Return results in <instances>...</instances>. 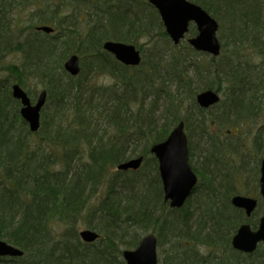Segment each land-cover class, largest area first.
Returning a JSON list of instances; mask_svg holds the SVG:
<instances>
[{
  "label": "trees",
  "instance_id": "1",
  "mask_svg": "<svg viewBox=\"0 0 264 264\" xmlns=\"http://www.w3.org/2000/svg\"><path fill=\"white\" fill-rule=\"evenodd\" d=\"M188 1L218 22L231 46L219 65L213 62L220 57L211 58L213 64L206 66L189 64L199 81L193 90L186 80L185 64L196 52L185 44L183 54L177 50L183 42L174 47L168 41L153 7L147 23L139 15L129 19L120 11L110 14L102 29L90 28L81 36L68 29L57 0H0V240L24 253V257L10 260L12 264H125L122 250L136 248L141 240L137 232L149 230L155 232L159 247L164 241L170 244L158 264H239V259L253 264L246 262L252 255L237 253L230 246L238 227L248 223L230 203L238 191L248 196L240 175L247 167L243 160L237 169L226 163L239 153L260 154L259 163L264 159V139L261 142L259 134L251 149L241 144L242 129L257 115L254 100L260 87L255 88V71L239 62L238 51V46L251 42L264 67L262 4L261 0ZM14 10L28 14L27 25L10 17ZM118 14L124 17L117 19ZM45 24L59 34L35 31L36 26ZM154 28L167 41L168 58L154 46L149 61L143 59L140 67L132 69L102 50L105 41L132 44L142 36L151 41ZM195 34L191 28L189 36ZM224 48L221 45L222 52ZM72 54L84 59L75 78L63 69ZM93 74L108 75L115 82L103 88L89 86ZM34 81H39L41 91L47 94L36 134L28 130L19 102L11 95L13 85L27 89ZM172 81L184 84L181 89L187 98L180 100L179 91L175 95L166 91ZM223 85L228 93L224 110L208 120L205 110L196 105V95L205 90L218 92ZM162 94L168 104L162 118L155 119L156 98ZM148 95L156 96L152 103L147 102ZM187 102L190 104L185 105ZM181 121L189 134L196 130L206 134L208 123L237 129L228 145L210 138L215 144L205 162L216 170L207 184L203 174L194 171L200 177L191 201L200 210L194 221L196 208L186 207L190 200L180 210H170L163 202L157 162L149 152ZM249 135L250 131H245L247 139ZM141 143L144 146L137 151ZM137 157L144 159L139 171H116L119 164ZM258 162L252 167L255 177ZM148 168L153 172L150 180L145 174ZM219 173L224 186L215 182ZM117 184L127 186L129 201L123 203L115 196ZM101 188L103 193L94 200ZM166 213L175 216L169 219ZM79 226L97 232L99 241L82 243ZM200 248L206 250L204 256Z\"/></svg>",
  "mask_w": 264,
  "mask_h": 264
},
{
  "label": "rangeland",
  "instance_id": "2",
  "mask_svg": "<svg viewBox=\"0 0 264 264\" xmlns=\"http://www.w3.org/2000/svg\"><path fill=\"white\" fill-rule=\"evenodd\" d=\"M262 9L264 13V0H261ZM57 5L59 7V12L61 13L62 17H65V23L68 29L75 30L79 35L84 36L90 28L95 29H102L103 26L107 25V19L109 18L110 14L113 13H124L128 16L129 19L135 18V15H139L143 21V23H147L148 19L152 17L151 15V6L148 4V0H57ZM142 13V15L140 14ZM27 15H23V11H16L14 10L10 17H14L15 19H19L22 23L27 25ZM124 15L118 14L116 15V18H123ZM35 20V19H34ZM147 20V22L145 21ZM37 22V20H35ZM47 26H50L48 24H45ZM41 26V25H38ZM51 27V26H50ZM64 27V26H63ZM193 28V26H191ZM190 28V29H191ZM98 29V30H100ZM196 33V31H195ZM59 33H55V36H57ZM152 38L149 41L148 37L142 36L135 43H132L133 45L142 55L143 59H145L146 63L149 61V58L151 56L152 48L155 46V48L160 49L163 53H166V57L168 58V55L170 54L169 47L167 45V41L160 36V32L157 28H154V31L151 33ZM217 37L220 41L221 45H224V51L222 52V55L220 56L219 60H217L216 64H221L222 61H224L229 52L231 51V46L228 47V39L227 34L225 30H221V27L219 25ZM187 38H190L188 35ZM168 41L171 43V41L168 39ZM172 44V43H171ZM187 44L186 41H183L182 45L178 47L177 50L183 51L185 54V50H183V46ZM171 48V47H170ZM239 56L242 66L244 68L250 69L251 71H255V74H257V78H255V83H257L256 87H260L256 99L254 100L256 106H257V115L255 119H253L252 124L249 125L247 128L242 129V133H240V136L242 138L241 144H244V147L252 148V141L255 138L257 134L259 137V140L263 142L264 139V67H262V60L257 54L253 52V46L251 42L243 43V45L240 47L238 46ZM74 55V54H72ZM77 55V54H75ZM71 56V55H70ZM79 56V55H78ZM80 58V64L82 60H84L82 57ZM11 59H8L10 61ZM212 59L210 56L200 53L192 54L188 57L186 66V80L191 84V89H196L197 85L199 83L198 78H196L193 68L189 64H202V65H210L213 64ZM81 66V65H80ZM175 80V79H174ZM90 84H94L97 88H103V87H109L113 85L115 80L111 78L108 75H97L93 74L89 77ZM262 82V83H261ZM260 83V84H259ZM263 84V86H262ZM184 84H178L176 81L169 82L166 85V91L171 94L175 95L179 91L181 93L180 100H183V98H187L185 96V90L181 89ZM43 89V85L39 81H34L32 84H29L27 89H24L26 93H29L31 95V99L33 102L36 101V98L39 94V92ZM227 88L225 85H223L220 90H218V95L220 96V103L205 111V117L206 119H214L218 117L224 110V105L227 98ZM156 98V96L148 95L147 102L152 103ZM157 102L154 106V116L155 119H160L164 115V107H166V104H168V99L165 97V95H161L158 99L156 98ZM189 105L188 102L185 103V105ZM185 112H181V116H183ZM198 117V116H197ZM194 120V118H193ZM198 120V118H197ZM196 122V120H195ZM204 130H206V134H202L200 130H196L195 133H188L187 130H185L187 140H188V155H189V164L191 168L195 171H198L203 174L204 182L207 184L208 179L213 174V171L216 169H213L212 164L208 162H205V157L210 155V151L212 153L213 148L212 145L215 144V142H212L210 138L220 140L224 144L228 145L233 142V139L231 140L230 137L233 135L234 132H236V128H233L231 126H225L223 128L219 127L218 124H209L204 127ZM245 131H250V135L248 136V139L244 136ZM201 133V134H200ZM246 139V140H245ZM217 142V141H216ZM143 144L141 143L140 146L137 147V151H140L143 148ZM260 154H256V157L249 156V153H242L238 156L233 155L231 157V160H228L226 164L232 165V169H237L243 160L245 163L246 171H243L240 175L242 176L241 182L245 186V189H242L243 191H247V195H244L243 192H236L235 195H241V196H247L253 199L259 200V206L257 207L254 214L248 219V223L252 230H255L257 228L258 220L263 214V208L261 203V198L259 195V187H258V178H259V167L257 168V175L253 176L252 167L256 166V162L259 161ZM211 160V159H210ZM259 163V162H258ZM150 168H148L145 171L147 180H150L152 177L153 172L149 171ZM217 172V171H216ZM129 177H133L132 175H128ZM198 176V175H197ZM199 177V176H198ZM216 184H221V186H224L223 183V177L222 174H216L215 176ZM200 180V177H199ZM202 180V179H201ZM240 180V179H239ZM104 190V187H103ZM150 190V189H149ZM240 190V188H239ZM102 188L99 190L96 196L93 197L95 200L99 195H101ZM103 193V191H102ZM114 194L117 196L123 203L127 202L131 198V194L128 191L127 186L117 184L114 186ZM103 195V194H102ZM194 195L191 197L189 203L186 205V207H190L192 210L193 208H196L193 211L194 220L197 219L200 215V210H198V207L196 206V203H192L194 199ZM220 202V201H219ZM122 203V204H123ZM191 204V205H189ZM168 207V206H167ZM166 216L169 219H173L172 217L175 216L174 214L169 215V213H166ZM88 228L84 226H79L78 233L82 230H86ZM140 234V239H142L147 234H153L155 236V232L152 230H149L142 234L141 231L137 232ZM165 238V237H164ZM168 238V237H167ZM135 249V248H134ZM170 249V244L167 242H163L162 246H157V255L158 260L164 258V255L168 250ZM261 250H264L262 246L259 247L255 254H253L252 259L246 260L248 263H258L260 261H264V252H260ZM123 251V250H122ZM200 253L204 256L206 254V250L204 248L199 249ZM220 257H227V255H223V253L218 254ZM239 264H244L242 259H239ZM0 264H12L10 259H4L0 261Z\"/></svg>",
  "mask_w": 264,
  "mask_h": 264
},
{
  "label": "water",
  "instance_id": "3",
  "mask_svg": "<svg viewBox=\"0 0 264 264\" xmlns=\"http://www.w3.org/2000/svg\"><path fill=\"white\" fill-rule=\"evenodd\" d=\"M148 3L157 10L164 30L174 46H178L185 39L192 24L196 28L197 35L188 39L187 44L198 53L213 58L220 56L218 23L201 7L188 0H148ZM36 30L46 35L53 33V29L47 26L37 27ZM103 49L126 67H138L141 63L140 53L132 45L105 42ZM63 67L71 77H77L80 73L79 58L76 55L69 57ZM11 95L20 103V116L29 131L37 133L41 125V110L46 103V92L42 91L34 104L18 85L12 86ZM219 101V95L211 90L200 92L196 96L197 105L205 110L217 105ZM150 154L158 163L164 203H168V207L172 210L181 209L192 195L198 181L188 162L184 123L180 122L174 127L165 141L153 145ZM142 163L143 158L138 157L122 162L116 168L121 172H134L140 169ZM259 194L263 203V215L257 229L252 231L248 225H241L231 240L232 248L243 254H252L258 244H264V160L260 165ZM231 205L235 209L243 210L249 217L255 210L257 201L235 196L231 200ZM79 236L87 244H92L98 239V235L90 230L81 231ZM23 255L19 249L0 241V258H21ZM122 258L125 264H157L156 238L153 235L145 236L135 250L123 251Z\"/></svg>",
  "mask_w": 264,
  "mask_h": 264
}]
</instances>
